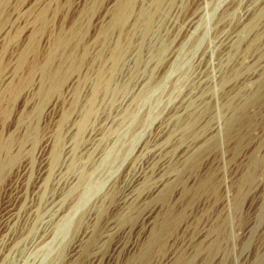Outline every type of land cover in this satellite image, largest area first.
I'll list each match as a JSON object with an SVG mask.
<instances>
[{
    "label": "rangeland",
    "instance_id": "obj_1",
    "mask_svg": "<svg viewBox=\"0 0 264 264\" xmlns=\"http://www.w3.org/2000/svg\"><path fill=\"white\" fill-rule=\"evenodd\" d=\"M125 1L0 0V264H264V0Z\"/></svg>",
    "mask_w": 264,
    "mask_h": 264
},
{
    "label": "bare ground",
    "instance_id": "obj_2",
    "mask_svg": "<svg viewBox=\"0 0 264 264\" xmlns=\"http://www.w3.org/2000/svg\"><path fill=\"white\" fill-rule=\"evenodd\" d=\"M131 0H126L124 3L120 4L119 6V9L117 10L118 13H117V16L116 18L114 19V22H113V26H116V25H119V23H121V21L126 18L125 16L126 15V12H128V7L130 6ZM42 19V18H41ZM40 19V21H41ZM43 21V20H42ZM42 23V22H41ZM44 23V22H43ZM252 26V25H251ZM112 27V26H111ZM74 35V34H73ZM76 35V34H75ZM72 37V36H71ZM59 40V39H58ZM57 40V45L56 46H61L63 42H61L60 40L58 41ZM63 46V45H62ZM60 49V48H59ZM54 86V85H53ZM136 172V171H135ZM133 172V173H135ZM133 173H130V176L129 178L125 181V190L124 191V194L125 196H129L132 191L134 190L135 187H137L139 184L143 183L144 182V179L146 178L145 176H143L142 173L140 172H136L135 174ZM146 180V179H145ZM140 186V185H139ZM124 188V187H123ZM128 198V197H127ZM164 229V228H163ZM158 234V233H157ZM121 236V235H120ZM165 236V230H163V232L161 233L160 237L157 235L158 239L156 238L154 241H152L151 244H149L148 246V249L145 248L146 252L143 253V255L140 257V264H149V258H150V250H151V245H156L158 246L160 243V240ZM121 238V237H120ZM123 239V238H122ZM122 239H119L118 241H116L115 243H112L111 244V247H110V251L103 255L101 258L100 257H96L95 259H93L92 261H90V263L88 264H112L115 260V254L119 251V249L122 248L123 245V241ZM158 240V241H157ZM111 243V242H110ZM162 243V242H161ZM161 246V244L159 245ZM124 248V247H123ZM155 248V247H154ZM152 248V249H154ZM158 248V247H156ZM160 250V249H159ZM144 251V250H143ZM158 251V250H157ZM153 252V251H152ZM74 253L77 254V249L74 250ZM2 254V253H1ZM142 254V253H141ZM150 255V256H149ZM153 255V254H152ZM99 256H101L99 254ZM4 257V256H2ZM152 259V258H151ZM89 261V260H88Z\"/></svg>",
    "mask_w": 264,
    "mask_h": 264
}]
</instances>
